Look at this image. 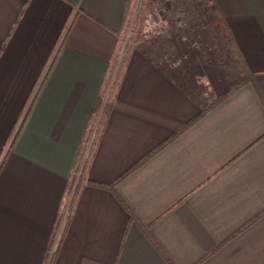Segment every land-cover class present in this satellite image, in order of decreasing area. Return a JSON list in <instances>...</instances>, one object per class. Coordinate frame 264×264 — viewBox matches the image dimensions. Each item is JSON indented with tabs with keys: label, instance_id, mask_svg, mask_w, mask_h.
<instances>
[{
	"label": "crops",
	"instance_id": "1",
	"mask_svg": "<svg viewBox=\"0 0 264 264\" xmlns=\"http://www.w3.org/2000/svg\"><path fill=\"white\" fill-rule=\"evenodd\" d=\"M215 1L249 81L165 9L56 231L128 0H0V264H264V0Z\"/></svg>",
	"mask_w": 264,
	"mask_h": 264
},
{
	"label": "trees",
	"instance_id": "2",
	"mask_svg": "<svg viewBox=\"0 0 264 264\" xmlns=\"http://www.w3.org/2000/svg\"><path fill=\"white\" fill-rule=\"evenodd\" d=\"M138 2L139 0H128V17L126 18L123 30L119 32L118 41L114 48L112 60L109 63L107 74L103 80L100 92L98 94L92 112L91 120L88 125V129L85 133L82 145L76 158L74 165V170L76 174H72L70 176L67 189L64 195V202L60 214L58 216V220L56 222V231L60 226L64 212H66V215L63 221L62 231H64L68 225L69 215L73 206L76 203L77 196L80 193L81 187L84 183L86 171L94 154L95 145L100 135L101 127L105 120L106 113L111 107L114 92L120 82L121 73L123 72L124 67L127 64L129 51L135 44H137L142 39L147 15L150 9L152 8V0H142L139 11L136 15L134 26L131 30V34L127 39L126 46L123 49V44L128 35L130 25L134 19ZM203 3L208 9L211 10L212 24L220 30L222 36L227 41L231 53L238 59L239 77L238 81L232 86L230 90V92H233L249 81L250 76L248 75V68L242 60L241 55L237 53L238 51L235 48L236 46L234 44L230 28L227 24L225 17L221 13V10L217 5L216 1L203 0ZM221 99L223 98H219L216 103L219 102ZM201 115L202 114H200L198 117H200ZM188 125H186L185 127H187Z\"/></svg>",
	"mask_w": 264,
	"mask_h": 264
},
{
	"label": "rangeland",
	"instance_id": "3",
	"mask_svg": "<svg viewBox=\"0 0 264 264\" xmlns=\"http://www.w3.org/2000/svg\"><path fill=\"white\" fill-rule=\"evenodd\" d=\"M142 0H139L137 9L135 11L134 19L130 25V29L128 31V35L126 40L123 44V49L126 46L127 39L131 34V30L134 26L136 15L139 11L140 5ZM152 8L154 9L155 15L149 16L147 15V20L144 26L142 38L146 34H150L153 32V26L157 23L158 18L160 17L161 13L166 12L165 9L171 10V12L175 13L174 16L176 17L174 21L180 20L182 23L189 22V25L186 30H189V34L191 37L194 35L195 30L198 28L202 33H206V39L212 40L215 44L213 50H215L219 55L222 56L224 66L227 67L229 74L234 76L235 68H236V61L232 57H230L231 53L229 52V47L227 44L226 39L221 35L219 29H217L212 24V15L211 10L208 9L203 0H152ZM151 8V9H152ZM166 14V13H165ZM147 26V27H146Z\"/></svg>",
	"mask_w": 264,
	"mask_h": 264
}]
</instances>
